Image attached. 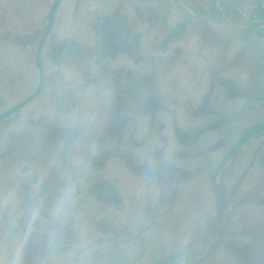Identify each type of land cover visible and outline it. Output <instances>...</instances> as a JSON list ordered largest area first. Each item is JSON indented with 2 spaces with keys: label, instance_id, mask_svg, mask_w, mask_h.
I'll use <instances>...</instances> for the list:
<instances>
[{
  "label": "rangeland",
  "instance_id": "1",
  "mask_svg": "<svg viewBox=\"0 0 264 264\" xmlns=\"http://www.w3.org/2000/svg\"><path fill=\"white\" fill-rule=\"evenodd\" d=\"M54 2L0 0V115L38 91L0 120V264H264V0H61L45 32Z\"/></svg>",
  "mask_w": 264,
  "mask_h": 264
},
{
  "label": "trees",
  "instance_id": "2",
  "mask_svg": "<svg viewBox=\"0 0 264 264\" xmlns=\"http://www.w3.org/2000/svg\"><path fill=\"white\" fill-rule=\"evenodd\" d=\"M61 0H55L50 15H49V25L47 27V30L45 32H47L51 26V23L53 21V12L57 6V4L60 2ZM36 64L38 66V68L40 69V63L38 60H36ZM38 94V91L35 92L33 95L29 96L28 98H26L25 100L21 101L20 103L16 104L15 106L9 108L6 112H4L2 115H0V120L6 116H9L15 112H17L18 110H20L22 107H24L26 104H28L31 100H33ZM245 136H249V137H253V138H260V137H264V125H260V124H254L251 127H249L246 131H245ZM239 154V153H238ZM91 193L95 194L99 199L101 200H105V201H109L111 196L113 195V189L112 187L107 184V183H103L97 186H94L92 189H90Z\"/></svg>",
  "mask_w": 264,
  "mask_h": 264
},
{
  "label": "clouds",
  "instance_id": "3",
  "mask_svg": "<svg viewBox=\"0 0 264 264\" xmlns=\"http://www.w3.org/2000/svg\"><path fill=\"white\" fill-rule=\"evenodd\" d=\"M68 193H65V197L62 198L56 205V208L54 209L53 213H52V218H53V222H55V220L62 214V212L64 211L65 208V203H66V199H67ZM22 247V244H21Z\"/></svg>",
  "mask_w": 264,
  "mask_h": 264
}]
</instances>
